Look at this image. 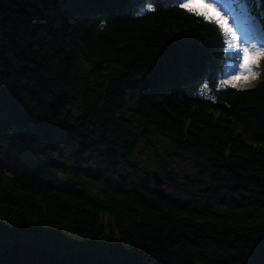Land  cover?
I'll list each match as a JSON object with an SVG mask.
<instances>
[{
	"label": "trees",
	"instance_id": "obj_1",
	"mask_svg": "<svg viewBox=\"0 0 264 264\" xmlns=\"http://www.w3.org/2000/svg\"><path fill=\"white\" fill-rule=\"evenodd\" d=\"M145 2L0 0L2 264H103L109 257L100 253L113 248L133 253L137 264L261 259L264 74L246 90L198 95L224 66L217 31L171 4L132 18ZM257 15L264 26V0ZM129 92L137 93L132 106ZM10 98L73 135L22 136ZM77 105L83 110L74 114ZM155 136L193 156L198 176H178ZM139 140L203 205L169 195L138 167ZM64 146L76 156L99 150L115 167L129 161L132 182L80 173L52 181L39 158Z\"/></svg>",
	"mask_w": 264,
	"mask_h": 264
},
{
	"label": "snow or ice",
	"instance_id": "obj_2",
	"mask_svg": "<svg viewBox=\"0 0 264 264\" xmlns=\"http://www.w3.org/2000/svg\"><path fill=\"white\" fill-rule=\"evenodd\" d=\"M80 2L82 0H66L69 5ZM237 3L238 0H146L144 7L137 10L132 18H143L148 13H155L157 4H171L181 13L193 16L206 25L214 27L218 33L222 62L228 64L229 60H233L232 67L235 70L205 80L201 84V90L197 93L205 96L212 88L246 90L252 87L253 82L260 75V64L264 61V46H258V42L264 40V33L257 36L252 19L245 9L237 7ZM235 60H238V64ZM3 71V66H0V73ZM221 73H223V68H221ZM206 98L211 99L212 97L206 96ZM8 102L14 108L13 128L22 136H37L41 139L55 141L57 138L73 135L71 128L37 119L33 110L28 109L19 100L10 98ZM5 103V97L0 92V125L4 119ZM52 239L69 246V242L62 241V238L54 236ZM0 242H2V237H0ZM100 254L109 257L103 264H137L133 253L123 252L119 248L108 249ZM251 264H264V250L261 252V259L252 261Z\"/></svg>",
	"mask_w": 264,
	"mask_h": 264
},
{
	"label": "rangeland",
	"instance_id": "obj_3",
	"mask_svg": "<svg viewBox=\"0 0 264 264\" xmlns=\"http://www.w3.org/2000/svg\"><path fill=\"white\" fill-rule=\"evenodd\" d=\"M249 5L250 7H259L260 0H251ZM235 63L238 64V60H235ZM263 71L264 61H262L260 64V75L258 79H256L252 85H254L261 78ZM136 97L137 93L129 92L126 95L130 106L135 103ZM82 110L83 107L81 105H77L72 108L74 114H79L82 112ZM154 140L158 144V148L167 154L178 176L189 177L191 179L198 176V165L196 163V159L193 156L188 154H177L171 143L160 136H155ZM138 147L139 148L134 154L135 163L139 168L146 171L152 178H154V171H156L157 174H160L163 177L161 188L167 191L169 195L178 197L188 202H192L194 204L203 205L201 200L195 198L190 193L181 190L172 182L167 172L163 170L153 158L149 148H147L145 141L139 140ZM75 152L76 151L73 149V147L64 146L52 153L47 158H39L44 165L50 166L48 167V176L52 181L61 182L65 179H76L78 177H76V175L80 173L86 177L91 175H102L105 176L108 181L116 185H123L124 183L129 184L132 182L133 179L128 171L131 166L129 161L121 158L117 163V167H115L111 162L108 161L106 155H103L99 150H90L89 152L85 154H79L78 156H76ZM120 171H122V176H119ZM104 219L106 222L109 221V218L106 216H104Z\"/></svg>",
	"mask_w": 264,
	"mask_h": 264
},
{
	"label": "water",
	"instance_id": "obj_4",
	"mask_svg": "<svg viewBox=\"0 0 264 264\" xmlns=\"http://www.w3.org/2000/svg\"><path fill=\"white\" fill-rule=\"evenodd\" d=\"M153 177L157 184L161 185L163 177L160 174H157L156 171L153 172Z\"/></svg>",
	"mask_w": 264,
	"mask_h": 264
},
{
	"label": "clouds",
	"instance_id": "obj_5",
	"mask_svg": "<svg viewBox=\"0 0 264 264\" xmlns=\"http://www.w3.org/2000/svg\"><path fill=\"white\" fill-rule=\"evenodd\" d=\"M261 79H259L256 83H255V85L260 81ZM255 85H252V87H254ZM251 88V87H250Z\"/></svg>",
	"mask_w": 264,
	"mask_h": 264
}]
</instances>
